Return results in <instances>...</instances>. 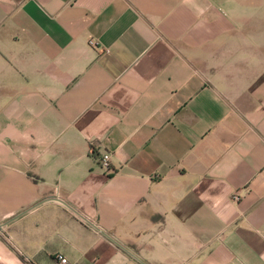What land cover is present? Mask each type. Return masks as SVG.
Here are the masks:
<instances>
[{
  "label": "crops",
  "instance_id": "crops-1",
  "mask_svg": "<svg viewBox=\"0 0 264 264\" xmlns=\"http://www.w3.org/2000/svg\"><path fill=\"white\" fill-rule=\"evenodd\" d=\"M0 264H264V0H0Z\"/></svg>",
  "mask_w": 264,
  "mask_h": 264
},
{
  "label": "built area",
  "instance_id": "built-area-1",
  "mask_svg": "<svg viewBox=\"0 0 264 264\" xmlns=\"http://www.w3.org/2000/svg\"><path fill=\"white\" fill-rule=\"evenodd\" d=\"M91 42L92 43H94V41L93 40H91ZM100 160H101V163H102V165L104 166V167H107V168H109V154L108 153H104L101 157H100ZM58 255V257H60V259L62 260V261H67V257H65L63 254H61V253H58L57 254Z\"/></svg>",
  "mask_w": 264,
  "mask_h": 264
},
{
  "label": "trees",
  "instance_id": "trees-1",
  "mask_svg": "<svg viewBox=\"0 0 264 264\" xmlns=\"http://www.w3.org/2000/svg\"><path fill=\"white\" fill-rule=\"evenodd\" d=\"M157 216V215H156Z\"/></svg>",
  "mask_w": 264,
  "mask_h": 264
}]
</instances>
